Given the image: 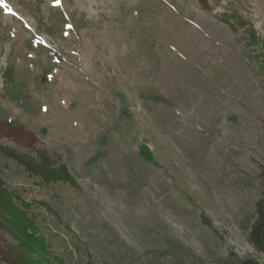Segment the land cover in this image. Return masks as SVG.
<instances>
[{"label":"rangeland","instance_id":"obj_1","mask_svg":"<svg viewBox=\"0 0 264 264\" xmlns=\"http://www.w3.org/2000/svg\"><path fill=\"white\" fill-rule=\"evenodd\" d=\"M209 3L0 0V120L38 138L0 144L78 184L0 152L57 264H264V0Z\"/></svg>","mask_w":264,"mask_h":264},{"label":"trees","instance_id":"obj_2","mask_svg":"<svg viewBox=\"0 0 264 264\" xmlns=\"http://www.w3.org/2000/svg\"><path fill=\"white\" fill-rule=\"evenodd\" d=\"M198 3L204 9H214L209 0H198ZM221 17L226 21L231 18L228 12H224ZM57 24L60 27L61 24L59 22ZM47 33L56 36L53 32ZM37 41L39 44L41 43L40 40ZM40 46L47 52L55 54L42 44ZM6 79H11L7 76V73ZM0 135L17 141L26 147L34 146V143L38 141L34 132L22 125H17L11 120H0ZM0 152L16 160L30 174L40 176L46 182L64 181L78 186L75 178L69 173L67 166L65 164L57 166V163L47 157L42 150H36L37 156H32L0 144ZM140 154L145 160L154 162V156L147 145H141ZM262 175L264 177V167ZM17 201H20V205L17 204ZM30 205L29 201L10 190L0 175V264H57L62 262L60 257L51 254L46 238L40 234L35 216L29 215L26 211ZM256 215L249 240L258 251L264 253V188L260 199L256 203Z\"/></svg>","mask_w":264,"mask_h":264},{"label":"snow or ice","instance_id":"obj_3","mask_svg":"<svg viewBox=\"0 0 264 264\" xmlns=\"http://www.w3.org/2000/svg\"><path fill=\"white\" fill-rule=\"evenodd\" d=\"M55 3H56L57 5H59L60 0H55ZM5 6H6V5H5Z\"/></svg>","mask_w":264,"mask_h":264}]
</instances>
